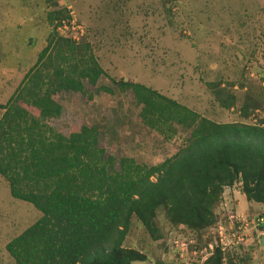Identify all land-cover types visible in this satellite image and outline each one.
<instances>
[{
  "label": "trees",
  "instance_id": "16d2710c",
  "mask_svg": "<svg viewBox=\"0 0 264 264\" xmlns=\"http://www.w3.org/2000/svg\"><path fill=\"white\" fill-rule=\"evenodd\" d=\"M61 13L47 12L54 32L0 104V176L12 198L40 212L4 245L15 264L144 261L143 253L122 246L132 217L152 240L161 238L154 223L159 207L170 225L199 232L213 224L214 208L234 184L247 201L264 208V126L259 123L215 122L144 84L110 79L119 91H130L145 127L165 140L183 134L173 154L151 165L124 156L116 161L99 146L94 127L81 125L63 135L48 126L45 120L59 113L52 94L84 93L82 80L94 84L104 74L85 44L76 48L57 35L54 21ZM213 93L221 108L232 107V95ZM24 106L36 109L37 116ZM239 115L247 118L245 103ZM221 258L214 247L201 264H222Z\"/></svg>",
  "mask_w": 264,
  "mask_h": 264
},
{
  "label": "rangeland",
  "instance_id": "374dc122",
  "mask_svg": "<svg viewBox=\"0 0 264 264\" xmlns=\"http://www.w3.org/2000/svg\"><path fill=\"white\" fill-rule=\"evenodd\" d=\"M64 5L84 28L82 41L73 45L85 44L104 74L94 84L82 80L84 93L51 95L59 113L45 122L55 131L67 135L81 125L92 126L99 146L116 161L124 156L151 165L173 154L183 134L165 140L145 127L130 91H119L110 79L144 84L215 122L264 126V0H0L1 105L54 32L47 12L61 9L64 16ZM213 90L232 95V108H221ZM243 103L245 119L239 115ZM24 107L37 116L36 109ZM237 200L244 209L247 204L258 206L244 197ZM226 205L219 202L213 224L199 232L170 225L163 209L157 208V240L132 217L122 246L140 251L145 260L131 264L191 260L189 251L180 257L173 243L176 236L193 240L199 249L206 244L221 247L222 264H264V225L253 223L264 209L256 207L241 218L233 205ZM39 216L30 203L9 195L0 176V264H15L4 245ZM235 230L239 240L231 235Z\"/></svg>",
  "mask_w": 264,
  "mask_h": 264
},
{
  "label": "built area",
  "instance_id": "2783aa9c",
  "mask_svg": "<svg viewBox=\"0 0 264 264\" xmlns=\"http://www.w3.org/2000/svg\"><path fill=\"white\" fill-rule=\"evenodd\" d=\"M61 1V0H57ZM63 9L66 14L60 16L59 19L55 22V32L58 36L65 37L69 39L74 44H77L84 37V28L82 24L76 19L75 14L69 5H64ZM253 223L255 225H264V213L257 214ZM236 230L231 234L236 239H240L237 235L235 236ZM220 236V234H218ZM176 240L173 241L174 245L178 247V250L181 252L180 257L186 255L184 251H189L192 259H184L183 264H201L212 252L211 244H206L202 249L194 248L195 242L191 239L185 237L176 236ZM221 241V239H220ZM192 245V248H189ZM219 249H222L221 247Z\"/></svg>",
  "mask_w": 264,
  "mask_h": 264
},
{
  "label": "crops",
  "instance_id": "0c3cea01",
  "mask_svg": "<svg viewBox=\"0 0 264 264\" xmlns=\"http://www.w3.org/2000/svg\"><path fill=\"white\" fill-rule=\"evenodd\" d=\"M231 108H229V109H231ZM226 122H229V121H226ZM225 193H226L227 196L225 195ZM238 196L244 197V195L242 193H240V191H239V185L238 184H234L233 186L227 187V188L224 189V191L222 193V199H224V200L221 201V203L224 204L226 209H227V205H226L227 203H228V206H230V208H232V205H233V207L235 209L234 211H239L236 216H240L241 218H243L244 217L243 215L247 214L251 210H255L256 207H262V205L258 203L257 204L258 206L254 207V208H252L250 206V204H249V206H247L248 204L245 205V209L241 208V205H239V202L237 200ZM262 209H264V208L262 207Z\"/></svg>",
  "mask_w": 264,
  "mask_h": 264
},
{
  "label": "water",
  "instance_id": "95a60500",
  "mask_svg": "<svg viewBox=\"0 0 264 264\" xmlns=\"http://www.w3.org/2000/svg\"><path fill=\"white\" fill-rule=\"evenodd\" d=\"M123 81H125V79H123ZM261 243H262V239H261Z\"/></svg>",
  "mask_w": 264,
  "mask_h": 264
}]
</instances>
